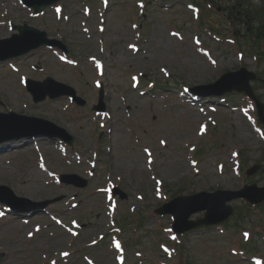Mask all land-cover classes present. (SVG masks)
Here are the masks:
<instances>
[{"label":"rangeland","instance_id":"obj_1","mask_svg":"<svg viewBox=\"0 0 264 264\" xmlns=\"http://www.w3.org/2000/svg\"><path fill=\"white\" fill-rule=\"evenodd\" d=\"M145 1L147 6L141 32L146 39L141 45L143 50L132 53L126 48V43L133 40L135 31L127 21V10L135 7V0L111 1L105 13L104 33H100L95 25H91V21L97 23L94 0H62L64 3L62 5L66 6L65 10L69 15L67 20L63 16L56 18L52 7L45 8L43 14L31 16V10L24 8L18 0H0V39L16 32L11 28V24L7 23L11 19L13 24L26 23L45 30L50 37L61 39L73 57L79 60L80 64L77 67L64 64L59 61L54 50L42 47L19 57L14 62L20 66V72L26 73L32 79L43 80L50 75L74 86L78 95L86 100L83 107L71 103L63 96L55 99L46 98L35 103L31 94L20 84L18 74L10 72L7 64L1 62L0 98L4 101L10 100L13 105L19 106L21 110L15 111L16 113L48 119L72 135V144L66 150L58 146L60 142L55 143L57 138H37L48 139L42 141H53L44 144L43 149L46 164L57 174L73 173L88 180L85 188L64 183L62 186L57 185L40 169L36 147L24 143L30 140L27 138L14 142L22 146L9 150L8 154L1 153L0 185L9 186L16 195L31 202L60 198L46 208L63 215L64 223L67 225H70L67 220L69 215H77L84 221V227L82 225L79 230H82L81 235L74 238L48 218L36 220L31 216L22 217L29 219L28 225L17 223V219L0 218V253L4 254L0 264H41L45 254L53 255L62 248L85 245L87 241L97 240L100 234L105 235V230L112 226V221L106 214L103 194L97 189L103 187L108 178L116 183L121 182L119 188L126 194L124 200H118L115 217L121 220L124 214L133 222V214H145L144 211H148L151 206L162 203V198L156 196L155 179L151 177L152 174L164 182L161 191L174 195L173 197L179 192L190 194L214 191L218 188L236 190L241 185L239 177L231 171L220 174L215 166L216 162L222 161L228 168L230 149L238 148L245 150L243 154L247 167L255 164L257 160H264V142L256 135L257 132L253 131L239 110L225 105H221L216 112L202 110L186 104L177 92L181 87L180 82L190 86L203 85L215 81L221 71L236 70L241 61L236 58L231 45L208 40L213 55L217 58L216 65L209 63L195 50L190 38L182 42L169 34V25L187 20L190 15L185 6L187 0H166L170 3L169 7L159 1ZM215 1L217 4L215 7L221 9L225 17L220 19L215 17L218 20L209 19L206 21L207 25L212 28L218 26L217 28H220L224 34L227 33L228 28H233V31L237 30L236 33L240 35L245 28L243 24L247 26L249 23L252 29L259 28L262 38L258 36L257 38L260 45L261 41L264 45V22L261 23V15L256 17L252 15L249 22L245 19V15L249 16L248 13L252 8L259 5L264 8V0L261 2ZM83 2L89 3L93 12L88 20L89 33L81 30L80 20L85 16L81 11ZM227 18L231 19L232 27L227 25ZM185 26V34L190 37L191 28L187 24ZM241 44L245 51L243 66L253 72L264 71V53L259 60H254L246 45L243 42ZM93 54L105 60L104 75L100 79L109 94L107 98L105 97V101L108 112L112 115V118H103L106 130L97 138L98 128H93L98 124L100 116L94 114L92 106L96 103L98 88L93 85L96 73L88 62V55ZM30 62L35 65L34 68L29 64ZM161 67L166 68L170 73L168 79L162 74ZM142 71H144V80L154 79L162 85H166L168 81L169 86L162 90L172 91L165 92L167 93L165 95L158 92L152 97L150 91L140 94L130 89L129 74ZM260 76L264 79V75ZM226 85L227 83H224L216 88L202 89V91L217 90ZM251 85L264 102V83L251 82ZM24 100L28 102V109L23 107ZM236 100H232V106L236 104ZM126 109H129V113ZM210 116H214L215 125H208V131L200 132V124L207 123ZM29 124L30 126H17L14 131L0 130V138L9 134L43 129L38 128V122ZM9 143L6 142V145ZM193 146L197 147L196 150H202L201 154H195L198 157L195 158L198 161L197 165L189 160ZM145 150H149L150 154L146 156ZM148 157L153 158L152 163L147 162ZM91 161L96 162L95 169L92 168L94 165L90 163ZM151 164L153 171L149 170ZM92 172L94 173L90 176ZM247 178V182L264 185V174L256 172ZM140 195L141 199L138 198ZM74 197L81 202L77 208L69 210L67 206H70ZM230 203L233 206L240 205L239 200ZM20 205L26 207L30 203L21 202ZM38 214L39 212L35 213L33 217ZM202 215L203 212H198L192 217L197 218ZM169 220L170 217L167 215L161 217L163 223ZM48 222L51 225H47ZM38 223L42 233L36 234L32 239L27 238L26 230ZM159 223L160 220L156 216H147L141 229L134 232L133 227L127 226L123 233L124 238L129 239L135 248L141 250L143 264H154L158 258L164 257L157 242L166 239L158 229ZM256 223L264 227V218L253 215L245 219L244 225L250 227ZM98 225L101 229L97 228ZM56 232L62 234V243L58 247L52 245L51 239H45L53 238ZM41 236L43 238H40ZM69 236L75 242L70 246ZM242 242L239 228H229L228 231L221 233L214 228L205 231L196 228L189 231L184 239L188 258L194 264H251L248 258H242L231 252V247L238 246ZM258 246L264 253V241L261 240ZM8 250L9 253L6 252ZM85 250L94 258L96 264H115L114 251L102 242ZM135 258L134 251H129L126 264H135ZM185 259L186 256H182L177 263L185 264ZM59 264L87 263L81 253H71L66 263L60 261Z\"/></svg>","mask_w":264,"mask_h":264},{"label":"water","instance_id":"obj_2","mask_svg":"<svg viewBox=\"0 0 264 264\" xmlns=\"http://www.w3.org/2000/svg\"><path fill=\"white\" fill-rule=\"evenodd\" d=\"M24 1L27 2V3H29V4H31V5H33L36 9H41V8H43V6H45L46 4H49V3H51V2H54L55 0H24ZM27 30L31 31L30 29H27ZM21 31L23 32V31H25V30H22V29H21ZM31 32H32V31H31ZM42 42H43L42 39H41V40H38L37 42H34V43H31V44H28V45L24 46L23 48H21L20 50L14 52V53H12V54L5 55V56H3V57H1V58L7 57V56H11V55H14V54H16V53L18 54V53L24 52V51H26V50H28V49H30V48L36 46V45H39V44L42 43ZM30 84H31V83H30ZM50 94H51V93H50ZM224 201H225V199H223V200L221 201V204H224ZM218 220H219V219H218ZM214 221H215V220H214Z\"/></svg>","mask_w":264,"mask_h":264},{"label":"bare ground","instance_id":"obj_3","mask_svg":"<svg viewBox=\"0 0 264 264\" xmlns=\"http://www.w3.org/2000/svg\"><path fill=\"white\" fill-rule=\"evenodd\" d=\"M0 104H3L4 106H9L11 109H15V110H20L19 106L17 105H13V103L9 100L6 101L5 103L0 102Z\"/></svg>","mask_w":264,"mask_h":264},{"label":"snow or ice","instance_id":"obj_4","mask_svg":"<svg viewBox=\"0 0 264 264\" xmlns=\"http://www.w3.org/2000/svg\"><path fill=\"white\" fill-rule=\"evenodd\" d=\"M117 247H119V244L117 243ZM64 255H67V253H65Z\"/></svg>","mask_w":264,"mask_h":264}]
</instances>
